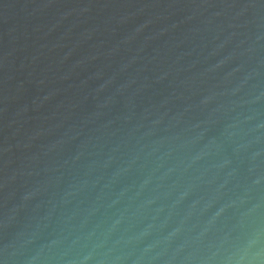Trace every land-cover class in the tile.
Returning a JSON list of instances; mask_svg holds the SVG:
<instances>
[{
	"label": "water",
	"instance_id": "1",
	"mask_svg": "<svg viewBox=\"0 0 264 264\" xmlns=\"http://www.w3.org/2000/svg\"><path fill=\"white\" fill-rule=\"evenodd\" d=\"M0 264H264V0H0Z\"/></svg>",
	"mask_w": 264,
	"mask_h": 264
}]
</instances>
